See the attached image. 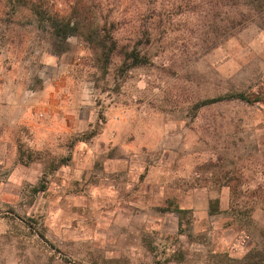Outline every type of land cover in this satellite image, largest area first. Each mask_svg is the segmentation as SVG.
<instances>
[{"label": "rangeland", "instance_id": "obj_1", "mask_svg": "<svg viewBox=\"0 0 264 264\" xmlns=\"http://www.w3.org/2000/svg\"><path fill=\"white\" fill-rule=\"evenodd\" d=\"M48 3L76 28L61 53L0 0V77L25 102L0 145V264H264V20Z\"/></svg>", "mask_w": 264, "mask_h": 264}, {"label": "trees", "instance_id": "obj_2", "mask_svg": "<svg viewBox=\"0 0 264 264\" xmlns=\"http://www.w3.org/2000/svg\"><path fill=\"white\" fill-rule=\"evenodd\" d=\"M14 5L20 4L26 6L30 13L35 17L39 26L46 29L48 33L55 39L54 53H61L66 49V39L76 33V28L65 21L64 17L59 16L56 11L52 10L48 0H11ZM237 2V10L235 17L239 20L250 19L254 21L255 18H262L264 20V0H235ZM103 45V44H102ZM220 99L241 100L251 102L259 100V96L255 99H250L249 96L242 92H230L221 96Z\"/></svg>", "mask_w": 264, "mask_h": 264}, {"label": "crops", "instance_id": "obj_3", "mask_svg": "<svg viewBox=\"0 0 264 264\" xmlns=\"http://www.w3.org/2000/svg\"><path fill=\"white\" fill-rule=\"evenodd\" d=\"M11 81V84H10ZM24 97L17 102L15 97V87L9 76L6 78L0 77V145L8 144V134L6 126L13 122L12 115L17 105H20V110H24Z\"/></svg>", "mask_w": 264, "mask_h": 264}]
</instances>
